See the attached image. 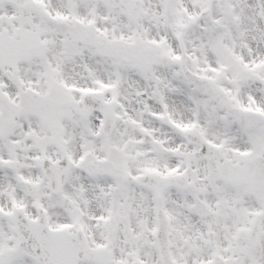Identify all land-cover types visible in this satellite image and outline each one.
Returning <instances> with one entry per match:
<instances>
[{
    "label": "snow or ice",
    "instance_id": "obj_1",
    "mask_svg": "<svg viewBox=\"0 0 264 264\" xmlns=\"http://www.w3.org/2000/svg\"><path fill=\"white\" fill-rule=\"evenodd\" d=\"M0 264H264V0H0Z\"/></svg>",
    "mask_w": 264,
    "mask_h": 264
}]
</instances>
